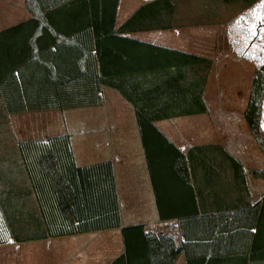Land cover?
Instances as JSON below:
<instances>
[{"label": "crops", "instance_id": "crops-1", "mask_svg": "<svg viewBox=\"0 0 264 264\" xmlns=\"http://www.w3.org/2000/svg\"><path fill=\"white\" fill-rule=\"evenodd\" d=\"M65 3L62 2L61 8L51 15V25L63 33L73 32L68 38L76 43L92 46L98 74H141L166 67L194 66L201 64V60L212 62L204 101L208 111L230 108V113L227 115L222 111L212 120L207 117L204 125L202 121L206 116L199 114L175 117L166 124L160 120L155 125L182 152L199 144L198 138L204 140L201 143H212L215 138L221 140L222 146L247 170L245 178L251 202L262 203L264 178L254 177L251 170H264V154L244 118L250 92L239 118L233 114L234 101L226 99L229 93L225 99L222 97V89L226 86L220 77L228 76L232 71L225 67L227 62L246 61L241 58L242 52H250L247 58L250 66L253 45L259 40L264 43V0L245 9L223 0ZM30 18L25 0H0V84L2 76L15 63L18 37L27 38L29 33L28 27L22 31L14 27ZM49 27L52 26H45ZM50 31L54 33L51 28ZM51 37L46 34L45 41ZM8 117V133H2L0 127V174L8 172L10 185L27 186L29 183L20 175L25 172L22 156H36L35 148L39 142L47 143L51 137L66 134L77 166L111 163L120 225L24 242L1 235L0 264H31L28 262L31 254L26 253L31 250L26 246L36 244L42 246H31V249L41 250L47 255L48 263L56 259V264H109L120 254L125 256L126 264H249L251 254L264 253L263 216L251 229L224 233L231 239L221 242L213 253L202 243L183 252L179 217L158 220L134 110L117 90L102 87L101 104L97 106L32 111L9 114ZM31 118H37V127L29 124ZM48 118H54V121L49 122ZM261 126L264 128V101ZM190 184L193 188V182ZM196 185L201 188L203 203H229L233 199L232 195L223 192V182L219 179L202 180ZM190 200L188 186L172 180L168 203L173 207L190 203ZM191 235L203 236L205 233Z\"/></svg>", "mask_w": 264, "mask_h": 264}, {"label": "trees", "instance_id": "trees-1", "mask_svg": "<svg viewBox=\"0 0 264 264\" xmlns=\"http://www.w3.org/2000/svg\"><path fill=\"white\" fill-rule=\"evenodd\" d=\"M64 1L86 5L88 0H25L31 18L14 29L28 27L29 33L27 38L18 37L15 63L1 78L0 118L97 106L101 104L102 87L113 88L133 107L158 220L179 217L183 252L202 243L213 253L221 242L231 239L224 233L253 228L259 217H264V197L262 203L251 202L247 170L240 161L218 143L192 145L182 152L155 125L160 120L208 112L203 93L212 62L201 60L194 66L141 74H98L92 46L76 43L68 38L73 32L63 33L51 25V15ZM223 1L245 9L258 0ZM46 34L52 36L48 41ZM263 101L264 63L254 72L244 112L247 126L264 154ZM38 144L36 156H22L25 172L20 175L26 177L27 186H12L8 172L0 174V236L24 242L118 227L111 163L77 166L66 134ZM251 173L264 178V170ZM218 179L223 182V192L233 199L229 203H203L196 183ZM172 180L188 186L190 203L173 207L168 203ZM195 232L205 235H191ZM109 264H126L125 256L120 254ZM249 264H264V253L251 254Z\"/></svg>", "mask_w": 264, "mask_h": 264}, {"label": "rangeland", "instance_id": "rangeland-1", "mask_svg": "<svg viewBox=\"0 0 264 264\" xmlns=\"http://www.w3.org/2000/svg\"><path fill=\"white\" fill-rule=\"evenodd\" d=\"M258 43L256 45H253V53L251 52V56L252 61H251V65H248V62H250V59H247L248 56L250 57V52L247 54H243L241 55L242 59H246V61H229L225 64V67L228 66V69L232 70L230 72V74L228 76H224V77H220V80L223 82V84L226 86V89H222V97L223 99L226 98L227 94L229 93V96H227V100H233L234 101V108H233V114L236 113L237 116L239 118H241V113L242 110L244 108V105L246 103L247 100V95L248 92H250L249 90L251 89V80L253 77V72H255L256 68L264 63V43H261L260 40L257 41ZM228 48L231 49L230 45ZM252 48V47H251ZM255 68V70H254ZM224 91V92H223ZM211 96H214V93H211ZM230 110V108H229ZM222 108V109H218V108H214V109H210L207 113H202L199 114L200 116H206L204 121H202V124L204 125L207 117L208 119L215 118L217 115L219 117L220 113L223 111L225 112L227 115L228 113H230V111ZM66 117V116H65ZM20 118V117H19ZM67 118V117H66ZM36 119V120H34ZM56 119V118H55ZM49 122H53L54 118H48ZM24 121V120H22ZM169 120H162V124H166V122ZM38 120L37 118H31V120H29V124L36 126ZM1 132L2 133H8V123H9V117H5L1 119ZM161 123H159V127L161 130L162 129V125ZM23 126L26 125L24 123H21ZM37 127V126H36ZM175 134V131L173 132ZM172 141H175V138L172 136ZM199 144H195V145H200V144H208V143H201L204 140L201 138H198V140H196ZM212 143H218L222 146L221 144V140H219L218 138H215V141H213ZM223 147V146H222ZM224 148V147H223ZM225 149V148H224ZM226 150V149H225ZM227 151V150H226ZM36 247V246H42V245H29L26 246L27 248H29L31 251L27 250L26 253L31 254V260L28 261L31 264H56V259L54 260H49L50 262L48 263V257L47 255H44V253L41 252V250H34L31 249ZM8 264H12V262H8Z\"/></svg>", "mask_w": 264, "mask_h": 264}]
</instances>
